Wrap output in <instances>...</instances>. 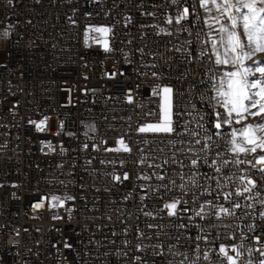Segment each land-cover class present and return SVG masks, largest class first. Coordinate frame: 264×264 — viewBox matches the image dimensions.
<instances>
[{
    "label": "built area",
    "instance_id": "1",
    "mask_svg": "<svg viewBox=\"0 0 264 264\" xmlns=\"http://www.w3.org/2000/svg\"><path fill=\"white\" fill-rule=\"evenodd\" d=\"M204 37L193 0H0V264H228L221 245L264 261V171L215 128ZM163 87L175 131L139 132Z\"/></svg>",
    "mask_w": 264,
    "mask_h": 264
},
{
    "label": "snow or ice",
    "instance_id": "2",
    "mask_svg": "<svg viewBox=\"0 0 264 264\" xmlns=\"http://www.w3.org/2000/svg\"><path fill=\"white\" fill-rule=\"evenodd\" d=\"M209 5H212L220 13L219 18L210 17L211 22L219 24L218 31L221 34L218 40H212L215 62L217 64L233 65L236 68L235 71L225 73V77L219 81V86L215 89L216 103L224 109L229 117V119L221 121L219 120L220 114L217 113L218 119L215 128L220 129L224 124L233 123V117H235V123L238 124L245 121L248 116L264 117V64L256 62L257 66L254 70L252 67L245 65V61L251 59L255 53L264 52V0H201V6L207 11L211 10ZM187 13L188 9L185 8L184 14L187 15ZM183 18L184 16H181L179 19ZM222 19H226L228 24L222 23ZM169 22L171 23V21ZM238 28L242 29L246 40L241 38L240 33L237 31ZM96 31L107 32L108 29L97 28ZM220 47L223 48L222 52L219 50ZM202 55H207V53H202ZM256 74H259V78L249 79ZM172 91L170 87H163L161 93H155L157 95L162 94L161 119L157 123L140 127L139 132L172 134L175 131L172 120ZM129 100H131V97H129ZM261 133H264V122L245 124L240 129H233L231 133V151L237 154L255 153L257 149L264 151V135H261ZM189 135L195 137L199 133L190 132ZM120 143L123 145L122 140ZM194 143L200 144L201 141L196 139ZM207 148L208 145L206 144L201 151H206ZM116 150L119 151L120 149ZM123 150L130 151L127 146H124ZM212 163L216 165V161ZM223 163L226 164L227 161ZM236 163H241V161H236ZM192 164H197V160L193 159ZM256 165H260L261 171H264V155L256 159ZM216 171H220L219 167L216 168ZM117 179L119 178L117 177ZM239 179L241 183L246 182L252 187L255 186V181L245 176H241ZM243 191L250 192L251 187H245ZM240 194L237 193V195ZM229 197L230 194H227L225 199ZM52 199L58 200L57 197ZM178 203L171 202L165 205V208L169 210V216L176 214ZM55 206L53 205V207ZM239 207H241L240 204H234V208ZM202 213L203 207L198 215ZM222 214L232 215L233 213L229 208L221 206L215 215L220 216ZM233 251L236 252L235 256L229 254L226 246L221 245L219 248L220 254L223 255L228 264H237L240 252L236 250L235 246H233ZM261 254L264 255V253ZM261 264H264V261H261Z\"/></svg>",
    "mask_w": 264,
    "mask_h": 264
},
{
    "label": "rangeland",
    "instance_id": "3",
    "mask_svg": "<svg viewBox=\"0 0 264 264\" xmlns=\"http://www.w3.org/2000/svg\"><path fill=\"white\" fill-rule=\"evenodd\" d=\"M198 2H199L200 11H202L201 12L202 18L204 20L205 26H206L207 31H208L209 41H210V45H211V49H212V40L213 39L218 40L221 34L218 31L219 24L211 22L210 17L219 18L220 13H218L212 5H209V8L211 10L207 11L204 7L201 6V0H198ZM221 22L224 23L225 25L228 24V21L226 19H222ZM97 28H106V29H108V31L107 32H98V31H96ZM109 30H110V27L108 25H104V24L97 25V26L96 25L91 26V37L94 41L101 42L102 46L106 47V45L108 43L107 36L109 34ZM237 31L240 33L241 38L246 40V37L244 36L242 29L238 28ZM219 50L222 52L223 48L220 47ZM212 54H213V63H214V67H215L214 89H216V87L219 86V81L225 77V73L230 72V71H235L236 68L233 65L217 64L215 62V54H214L213 50H212ZM6 57H7V42L5 39H2L0 41V62H4L6 60ZM256 62H260V64H264V52L255 53L251 57V59L245 61V65L252 67L254 70L255 67L257 66ZM256 78H259V74H256L255 76L250 77L249 79H256ZM215 95H216V91H215ZM219 109H220V112L222 114L223 120L229 119V117L226 115L224 109L220 106H219ZM232 119H233V123H231L229 125H232L234 127V129H240L245 124H258V123L264 122V117L248 116V118L245 121H242L239 124L235 123V117H233ZM153 123H157V122H153ZM261 135H264V133H261ZM120 141H121V139L117 140V147H124L126 145V143L122 140L123 145H121ZM242 155L244 157H246L247 159L254 162V161H256V159L259 156L264 155V151L257 149V151L255 153L248 152V153H242ZM53 197H57L58 200H53L52 199ZM63 198H64V195H62V194L52 193V195H51V200L53 202H59Z\"/></svg>",
    "mask_w": 264,
    "mask_h": 264
},
{
    "label": "bare ground",
    "instance_id": "4",
    "mask_svg": "<svg viewBox=\"0 0 264 264\" xmlns=\"http://www.w3.org/2000/svg\"><path fill=\"white\" fill-rule=\"evenodd\" d=\"M193 2H198V0H193ZM198 10H199V12H202V11H200L199 2H198ZM204 44L206 46V49H211L209 37H204ZM211 67H212V76H214L215 75V67H214L213 59L211 60ZM204 82H205V73H197L196 84H204ZM217 113L220 114L219 120L223 121L221 112H217ZM217 119H218V117H217Z\"/></svg>",
    "mask_w": 264,
    "mask_h": 264
}]
</instances>
